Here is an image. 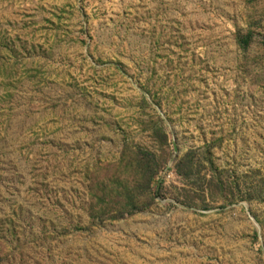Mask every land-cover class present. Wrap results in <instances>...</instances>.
<instances>
[{"label":"rangeland","instance_id":"obj_1","mask_svg":"<svg viewBox=\"0 0 264 264\" xmlns=\"http://www.w3.org/2000/svg\"><path fill=\"white\" fill-rule=\"evenodd\" d=\"M0 264H264V0H0Z\"/></svg>","mask_w":264,"mask_h":264},{"label":"trees","instance_id":"obj_2","mask_svg":"<svg viewBox=\"0 0 264 264\" xmlns=\"http://www.w3.org/2000/svg\"><path fill=\"white\" fill-rule=\"evenodd\" d=\"M238 43L241 45V47L245 48L248 47L250 44L249 36H240L238 37Z\"/></svg>","mask_w":264,"mask_h":264}]
</instances>
